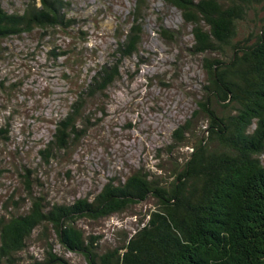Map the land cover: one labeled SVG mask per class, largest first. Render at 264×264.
I'll use <instances>...</instances> for the list:
<instances>
[{
  "label": "trees",
  "instance_id": "16d2710c",
  "mask_svg": "<svg viewBox=\"0 0 264 264\" xmlns=\"http://www.w3.org/2000/svg\"><path fill=\"white\" fill-rule=\"evenodd\" d=\"M145 1L138 0L136 13ZM162 1L180 11L192 27L193 52L205 55L202 97L172 136L174 146L191 149L188 157L167 177L138 170L105 184L91 200L48 206L32 198L26 212L0 217V264H22L19 255L36 229L53 232L66 253L86 264H264V19L249 39L236 41L263 0ZM67 11L66 0L28 1L10 14L0 5V40L65 31L73 23ZM140 42V28L132 25L118 43L119 60L97 71L56 123L54 148L73 146L78 128L89 124L88 109L119 80L120 59L136 54ZM148 200L154 208L148 220L112 248L101 249L96 237L77 228L80 220H102ZM25 264L69 263L48 244L42 261Z\"/></svg>",
  "mask_w": 264,
  "mask_h": 264
},
{
  "label": "rangeland",
  "instance_id": "374dc122",
  "mask_svg": "<svg viewBox=\"0 0 264 264\" xmlns=\"http://www.w3.org/2000/svg\"><path fill=\"white\" fill-rule=\"evenodd\" d=\"M28 1L38 5V0L0 5L9 14L21 13ZM66 2L73 20L69 29L0 40V217L26 212L32 198L48 206L91 200L105 184L123 182L138 170L167 177L191 152L174 146L172 136L202 97L205 55L193 52L192 27L180 11L162 0H146L138 13V0ZM247 19L236 41L249 39L264 19V0ZM132 25L141 31L137 53L120 59L119 80L88 109L89 124L78 128L73 146L54 148L56 123L96 72L119 60L118 43ZM261 160L264 164V153ZM153 209L148 200L102 220H80L77 228L96 237L101 249L112 248L141 228ZM48 244L69 264H86L66 253L53 232L42 235L40 229L20 263L42 261Z\"/></svg>",
  "mask_w": 264,
  "mask_h": 264
}]
</instances>
